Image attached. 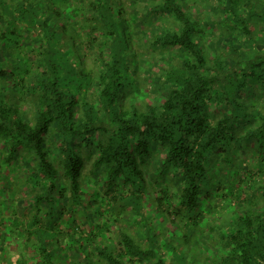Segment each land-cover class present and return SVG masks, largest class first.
<instances>
[{
    "label": "trees",
    "instance_id": "trees-1",
    "mask_svg": "<svg viewBox=\"0 0 264 264\" xmlns=\"http://www.w3.org/2000/svg\"><path fill=\"white\" fill-rule=\"evenodd\" d=\"M250 143L264 0H0V176L24 164L0 264H264Z\"/></svg>",
    "mask_w": 264,
    "mask_h": 264
},
{
    "label": "rangeland",
    "instance_id": "rangeland-1",
    "mask_svg": "<svg viewBox=\"0 0 264 264\" xmlns=\"http://www.w3.org/2000/svg\"><path fill=\"white\" fill-rule=\"evenodd\" d=\"M155 92H156V90L153 89L152 94H155ZM250 94H252V93H250ZM261 151L264 152V147H261L259 149V147H257V145L254 143H250L249 147H246L244 145L241 147L238 145H234V146H232V150L230 152L229 162H231V164H233L232 165L233 167H238L239 165H242L246 161L247 162L252 161L256 157L257 153L261 152ZM1 152H3V148H0V155H1ZM153 159L154 158H151V161L148 162V171L150 172L149 176H148L149 178H151L150 176L155 171V168H154L155 161ZM13 164H15V170H13V172L8 174L9 179L12 180L13 178H15V180H16V179L22 178V176H23L22 172L24 171V167H23L24 164L19 160L17 163L13 162ZM89 167H90V161H89V159L88 160L85 159L84 166H83V173L84 174H88ZM227 168H229L227 170L230 173L234 170L230 166H227ZM218 171H220L222 173L221 170L216 169L214 164H210L209 167H207L206 176L213 179V180H218L220 177V175L218 174ZM6 175L7 174L0 176V220H4V221L9 220V218H10L9 217L10 213L8 215H6L7 214L6 210L10 211L11 209H15V210L19 209V206L21 204H23L22 201H19V199H11V200L7 199V197H11V196L16 197L17 195H19V197H20L21 195L18 194V191L16 188L9 189V185L7 184V183H9L8 182L9 179L6 178ZM84 176L86 177V175H84ZM221 176H222V174H221ZM93 178H94V176L90 175L88 181H84V179H83L82 182H83L84 186L82 187V190L85 193L86 192H94L95 193V190H97V189L93 190L94 187H92V181H94L96 183H99V182L96 178H95L96 180ZM149 182H151V181H149ZM13 187H14V185H13ZM20 188H22L21 192L24 193V187L21 185ZM2 211H3V213H2ZM2 232H3V230L2 231L0 230V236H2ZM1 239H3V238L1 237ZM1 239H0V243H2V242L4 243V241H2ZM6 250L8 252V255L10 254L9 252H12V248L10 246L7 247ZM0 263H1V261H0Z\"/></svg>",
    "mask_w": 264,
    "mask_h": 264
}]
</instances>
